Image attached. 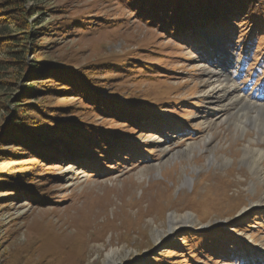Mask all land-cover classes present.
Listing matches in <instances>:
<instances>
[{
  "label": "rangeland",
  "instance_id": "374dc122",
  "mask_svg": "<svg viewBox=\"0 0 264 264\" xmlns=\"http://www.w3.org/2000/svg\"><path fill=\"white\" fill-rule=\"evenodd\" d=\"M212 1L228 19L185 24L192 38L150 0H0V264H109L112 249L111 264H264V186L243 161L255 134L232 122L264 108V0ZM78 70L85 92H64ZM15 103L111 141L27 146L9 133ZM172 212L192 226L170 229Z\"/></svg>",
  "mask_w": 264,
  "mask_h": 264
},
{
  "label": "trees",
  "instance_id": "16d2710c",
  "mask_svg": "<svg viewBox=\"0 0 264 264\" xmlns=\"http://www.w3.org/2000/svg\"><path fill=\"white\" fill-rule=\"evenodd\" d=\"M134 1V0H132ZM152 4H154L156 10L160 11L158 8L159 6L162 7V11L160 12H155L153 13V11L151 12L153 14L152 19H156L159 18L161 19V25H169V27L171 26V30L173 32H179V31H183L184 34H187V37H196V32L195 30H184L185 29V24L188 25V27H191L190 29H192L194 26H196L197 24L200 25V27H204L206 26L207 22H210V27L216 23V22H221L222 20L225 22L228 19V15L230 14H222V12H220L221 10L224 11H229V3H224L222 5H219L218 3L216 4L215 1L213 2L212 0H163V3L158 2V0H150ZM225 2V1H224ZM210 3V4H208ZM150 4V2L148 3V5ZM157 5V6H156ZM211 7H208V6ZM212 6L221 9L220 11L216 10L219 14H215L213 12V10H211ZM143 9V6L142 8ZM146 10V7H145ZM187 12L186 15V20L183 19L181 21V14H179V12ZM162 13V14H160ZM214 14L216 15L215 19H212V17L214 16ZM164 16L165 18L161 17ZM188 16V17H187ZM163 20V23H162ZM171 25H170V24ZM204 25V26H202ZM174 26V27H173ZM209 27V28H210ZM186 31V33H185ZM9 37H13V36H9ZM11 39V38H10ZM26 39V38H24ZM9 44H13V42H10ZM38 73L39 75H44L47 74V70L45 68H36L33 69L31 72V75ZM52 73L54 74V71H52ZM67 74V73H64ZM69 76V75H68ZM79 76L84 77L85 82L84 85L81 84V80L84 81L83 79H80ZM65 78L63 79H67V76L64 75ZM85 74L82 71H77L76 74V79H72V80H67V83L64 84L66 85L65 88H62L64 92L66 93H76L77 91H81V90H85L86 84L88 81H86L85 78ZM77 82L79 83L80 87L78 88L77 86H75L77 84ZM46 83V82H44ZM75 84V85H74ZM68 86V87H67ZM98 89V88H97ZM89 91V90H88ZM85 92V91H84ZM90 92V91H89ZM89 92H87L88 94H86V98L87 96H89L87 99H90V105L93 106L94 108H97L99 110H105V112L108 111H112L114 113L119 114L120 111L122 109L116 110L115 107H110L112 105V103L115 104V101H112V103L109 102V104H107L108 100L107 99H103L100 95V93L98 92L96 97H93V95L89 94ZM85 95V93H83ZM89 101V100H88ZM106 105H110V106H106ZM116 105V104H115ZM21 104L19 103H15L14 107H16V110L19 109L18 111V115H14L13 118H11V122L9 124L10 127V131L9 133H11V135H14L11 138L16 137L17 139H19V141H23V139H27V146H32L34 143H42V140L44 138H49L52 134H54V132H56V136H53V138H50V141H52L51 143H53L54 145H56L58 148H60V146L68 148L67 151H64L65 153H72L74 154V152L76 150H79L81 145L82 146H88V148H90L91 144H89V141H97V143H100L98 140L102 139L105 141H111L110 140V136H106L104 134H101L100 131L98 130H90L92 131L90 134L85 135V133H88L87 131H84L85 129H81V131H77L75 132L74 135H67L69 131H67L66 127L64 125H62V123H60L58 126H55L53 124V121L49 123L48 120H46V118L44 116H42V114L40 112V115L42 116H29L26 112H25V108L22 109ZM20 107V108H19ZM51 109V108H48ZM46 112V111H43ZM125 111L121 112L124 113ZM135 112V111H133ZM133 112H130L129 114L131 116ZM55 113V112H54ZM128 114V115H129ZM54 115L60 116V114H53L52 118L56 121V117H54ZM19 116V117H17ZM51 116V115H49ZM44 117V118H43ZM133 118H135V116H133ZM138 119V118H136ZM14 120H18V122L16 123ZM59 120H57L56 122H58ZM73 125V124H71ZM90 129V128H88ZM18 133H20V135H18ZM49 136V137H48ZM62 137V142L58 141L57 138H61ZM68 138V139H67ZM114 140V138H113ZM104 141V142H105ZM88 143V144H87ZM102 146V145H101ZM109 147V145H108ZM110 147H112L110 145ZM41 155H44V153H41ZM67 155V154H66ZM69 156H71V154H69ZM14 181H16L15 184L8 182V180H2L5 183H9L10 185H13V187L15 185H17L18 183H23L24 181H28L29 178H20V179H16L13 178ZM24 185V184H21ZM26 185V184H25ZM24 188H27V186H25ZM31 193V192H29ZM152 264H156V262H152Z\"/></svg>",
  "mask_w": 264,
  "mask_h": 264
},
{
  "label": "bare ground",
  "instance_id": "6f19581e",
  "mask_svg": "<svg viewBox=\"0 0 264 264\" xmlns=\"http://www.w3.org/2000/svg\"><path fill=\"white\" fill-rule=\"evenodd\" d=\"M230 84V85H229ZM225 85H228L227 88H235V84L229 80L225 79L224 82L219 81L216 82H210L209 84V91L213 92L218 87L223 88ZM225 96V95H223ZM223 98V97H222ZM238 99V98H237ZM244 99V98H242ZM244 102V105H247V103ZM221 105V104H219ZM226 118H222V120H225ZM233 127L237 132H240L242 135H247L250 133L255 134V138L249 139L247 145L244 147V157L243 158H250V160L244 159L247 163V167L249 170L253 173V176H256L257 180L260 181V184L264 186V150L263 148L257 146V144L261 141L264 142V108L255 110L253 112H248L245 115H240L238 118L233 119ZM251 126H250V125ZM211 135H208V140H211ZM198 148L201 150L199 145L196 143H191L186 147V151H192L193 148ZM185 152V151H184ZM209 161L215 160V157L213 155H210L208 157ZM195 169V167H194ZM259 204H264V190L261 197V201L257 202ZM193 216L191 214H183L180 215L178 213L172 212L169 216V227L170 229H174L178 226L182 225H191L193 222ZM118 251V250H117ZM115 249H112L108 252H106L105 256L108 260V263H114L119 259V254Z\"/></svg>",
  "mask_w": 264,
  "mask_h": 264
}]
</instances>
